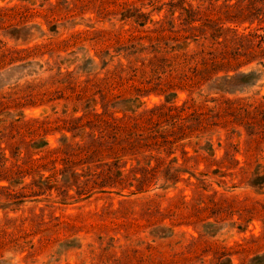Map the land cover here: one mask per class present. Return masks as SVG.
<instances>
[{"label": "rangeland", "instance_id": "374dc122", "mask_svg": "<svg viewBox=\"0 0 264 264\" xmlns=\"http://www.w3.org/2000/svg\"><path fill=\"white\" fill-rule=\"evenodd\" d=\"M0 264H264V0H0Z\"/></svg>", "mask_w": 264, "mask_h": 264}]
</instances>
